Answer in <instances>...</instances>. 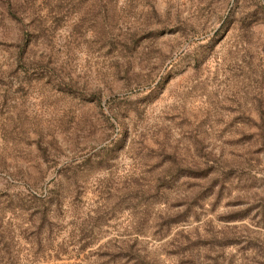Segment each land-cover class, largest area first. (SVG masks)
<instances>
[{
    "label": "rangeland",
    "instance_id": "obj_1",
    "mask_svg": "<svg viewBox=\"0 0 264 264\" xmlns=\"http://www.w3.org/2000/svg\"><path fill=\"white\" fill-rule=\"evenodd\" d=\"M0 264H264V0H0Z\"/></svg>",
    "mask_w": 264,
    "mask_h": 264
}]
</instances>
